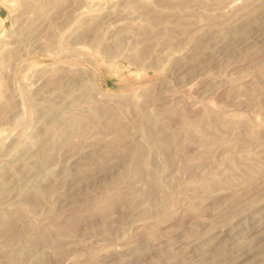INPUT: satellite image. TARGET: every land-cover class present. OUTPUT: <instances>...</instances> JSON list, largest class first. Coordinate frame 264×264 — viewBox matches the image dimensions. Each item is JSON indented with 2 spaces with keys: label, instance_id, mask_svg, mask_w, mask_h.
I'll return each mask as SVG.
<instances>
[{
  "label": "rangeland",
  "instance_id": "obj_1",
  "mask_svg": "<svg viewBox=\"0 0 264 264\" xmlns=\"http://www.w3.org/2000/svg\"><path fill=\"white\" fill-rule=\"evenodd\" d=\"M188 263L264 264V0H0V264Z\"/></svg>",
  "mask_w": 264,
  "mask_h": 264
},
{
  "label": "bare ground",
  "instance_id": "obj_2",
  "mask_svg": "<svg viewBox=\"0 0 264 264\" xmlns=\"http://www.w3.org/2000/svg\"><path fill=\"white\" fill-rule=\"evenodd\" d=\"M240 16H241V15H240ZM26 172H27V171H26ZM25 174H26V173H25ZM261 202H262V201H261ZM257 205H258V204H257ZM246 207H247V206H246ZM252 208H253V207H252ZM248 209H249V208H248ZM245 211H246V210H245ZM259 211H260V210H259ZM259 211H258V212H259ZM261 211H262V210H261ZM256 212H257V211H256ZM241 213H242V212H241ZM238 214H239V213H238ZM248 216H249V215H248ZM253 217H254V216H253ZM243 218H244V217H243ZM251 218H252V217H251ZM252 220H254V219H252ZM257 224H258V223H257ZM245 228H246V227H245ZM214 229H215V228H214ZM229 231H230V230H229ZM231 231H232V230H231ZM233 231H234V230H233ZM209 233H211V232H209ZM215 234H216V233H215ZM217 235H218V234H217ZM242 243H243V242H242ZM224 248H225V247H224ZM112 250H113V249H112ZM248 250H249V249H248ZM248 250H247V251H248ZM247 251H246V252H247ZM109 252H110V251H109ZM113 255H114V254H113ZM105 257H106V256H105ZM215 257H216V256H215ZM210 258H211V257H210ZM212 258H213V257H212ZM237 258H238V256H237ZM213 259H214V258H213ZM102 260H103V259H102ZM235 260H236V259H235ZM213 261H214V260H213ZM176 263H177V262H176ZM211 263H212V262H211ZM188 264H189V263H188Z\"/></svg>",
  "mask_w": 264,
  "mask_h": 264
}]
</instances>
